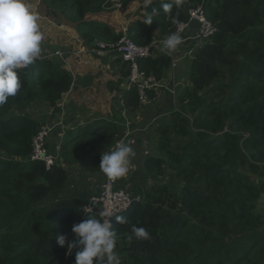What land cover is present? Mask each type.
<instances>
[{
    "label": "trees",
    "instance_id": "trees-1",
    "mask_svg": "<svg viewBox=\"0 0 264 264\" xmlns=\"http://www.w3.org/2000/svg\"><path fill=\"white\" fill-rule=\"evenodd\" d=\"M121 1L125 7L147 3L126 33L88 20L109 7L108 0L42 3L76 24L86 46L124 36L151 46L158 36L177 33L198 7L216 26L194 53L176 110L157 125L159 155L147 157L145 169L158 180L136 192L138 199L123 215L127 223H112L121 264H264V215L258 210L264 196V0H181L179 6L175 0ZM162 3L174 6L166 13ZM152 9L153 23L146 25ZM156 53L138 64L162 82L173 60ZM61 63L38 58L18 70L22 87L0 106V264H75L79 249L61 247L56 235L76 242L74 224L100 219L86 213L89 200L61 197L69 181L62 164L47 168L30 159L33 138L47 124L31 114L32 107L56 108L74 82ZM129 76L123 62L122 78ZM123 106L139 110L136 88L124 94ZM117 127L102 121L91 131L80 128L61 148L64 162L100 173L102 153L115 146ZM133 226L144 227L150 238H136Z\"/></svg>",
    "mask_w": 264,
    "mask_h": 264
},
{
    "label": "crops",
    "instance_id": "crops-1",
    "mask_svg": "<svg viewBox=\"0 0 264 264\" xmlns=\"http://www.w3.org/2000/svg\"><path fill=\"white\" fill-rule=\"evenodd\" d=\"M44 16L41 18L46 19ZM126 17L129 20L125 27H128L138 19V14L134 12L127 14ZM39 24L41 26L42 22L39 21ZM43 25L45 39L41 57L47 56L46 54L52 53L53 50L65 52L66 60L62 61L63 63L57 61L74 79L70 91L63 96L57 107L46 106L43 111L45 113L38 117L39 121L56 127L49 140V149L69 174L68 184L61 197L89 200L100 193L105 181L104 174L84 172L79 163H65L61 148L68 139L76 137L80 128H98L102 121L117 124L116 144L130 132V137L125 142L129 143L136 153L132 158V167L128 175L118 179V187L133 195L138 190L146 191L158 179L146 171L145 160L147 157L159 155L157 125L176 110L177 98L188 86L187 63L193 60L189 52L195 46L203 44L196 39L198 26L193 24L181 36L182 43L171 53L163 48V40L157 37L154 42L158 43L156 54L171 57L176 66L171 67L164 80L160 82L161 87L153 91L148 103L131 113L123 106V97L129 86L128 79L122 78L123 62H119L118 56L110 54L98 58L87 53L78 54L86 45L81 41L75 25H71L74 28L70 30L59 26L56 30L46 23ZM173 91L176 93L175 96ZM115 146L111 150H114ZM96 152L90 149V153ZM84 157V154H80V161Z\"/></svg>",
    "mask_w": 264,
    "mask_h": 264
},
{
    "label": "clouds",
    "instance_id": "clouds-1",
    "mask_svg": "<svg viewBox=\"0 0 264 264\" xmlns=\"http://www.w3.org/2000/svg\"><path fill=\"white\" fill-rule=\"evenodd\" d=\"M150 2V0H149ZM179 6L181 0H175ZM173 3H162L164 12L173 8ZM156 9H152L143 23L151 25ZM40 16L33 11L28 0H0V106L5 105L10 97L20 91L22 85L18 70L34 63L42 54L45 39L39 24ZM182 43L178 33L169 34L162 46L169 53ZM136 153L133 147L121 139L114 150L102 153L100 171L108 178L116 180L128 175L132 167V158ZM112 211L100 212V219L89 216L72 227L78 237L76 242H68L66 234H57L56 239L61 247L67 245L69 251L78 248L75 264H121L116 251L117 233L112 228L110 218ZM120 224L127 223L125 217L116 215ZM138 239H149L150 233L144 227H132Z\"/></svg>",
    "mask_w": 264,
    "mask_h": 264
},
{
    "label": "built area",
    "instance_id": "built-area-1",
    "mask_svg": "<svg viewBox=\"0 0 264 264\" xmlns=\"http://www.w3.org/2000/svg\"><path fill=\"white\" fill-rule=\"evenodd\" d=\"M119 8L123 10L124 6L120 4ZM189 15V20L178 27L177 33L179 35L182 36L193 24L198 26L196 39L202 43L216 33V26L208 21L201 7L191 10ZM126 29L127 28L123 29L124 33H126ZM157 44L158 43H153L151 46L142 47L137 45L127 36H124L117 43L109 44L97 42L94 46H85V48L79 50L78 54L87 53L98 58H103L113 54L122 59L124 63L128 64L130 70L128 88L129 90L136 88L139 91L140 105L144 106L150 99L148 91H156L161 87V85L160 82H158L153 76H147L144 72H142L139 68L138 62L142 59L151 57L152 51L154 53V50H157ZM199 47L200 46H195L189 52V55L193 57L195 51ZM46 55L47 56H40L39 58L56 59L60 61L66 60V53L61 50H53L52 53L50 52ZM175 66L176 62L173 61L172 67ZM172 93L174 96L176 95L174 91ZM55 128L56 127L52 124H43L40 127L38 133L33 138V150L30 156L31 161L45 163L47 168H51L57 163V158L50 152L49 149V140L53 135ZM129 137L130 132L124 136L123 140H126ZM135 201L136 200H134L129 192L118 187V179L112 180L105 176V181L102 185L100 193L89 199V203L85 207V211L86 213L96 214L99 217L101 211H112L115 213L110 218V223L112 224L116 220V215H125L132 208Z\"/></svg>",
    "mask_w": 264,
    "mask_h": 264
},
{
    "label": "rangeland",
    "instance_id": "rangeland-1",
    "mask_svg": "<svg viewBox=\"0 0 264 264\" xmlns=\"http://www.w3.org/2000/svg\"><path fill=\"white\" fill-rule=\"evenodd\" d=\"M28 2L30 4H32L33 10L34 11L36 10V12H38V14L40 15L39 21L42 22V24L40 26L41 31H42V28L45 27L43 25L44 23L51 26L53 29L55 28L56 30H58V26L69 29V30L74 28L71 25L76 26V24L72 23V21L70 19L63 16L61 12L56 13V14L54 12H50V9L45 4L42 3V0H28ZM108 2L111 4L109 7H105L101 12L90 15L88 17V20L97 21L103 25L111 27L115 33L123 32V29L129 20V18L126 17L127 14L135 12L136 14H138V18L142 17L143 13H144V8L147 4L145 1H138V2H134V3L129 4L128 7L124 6V8L122 10L119 8V5L122 2L121 0H108ZM41 16L42 17L44 16L47 18L42 19ZM56 25H57V27H56ZM76 27H75V29H76L77 33L79 34ZM191 63H192L191 61H189L187 63V68L189 67L188 77L190 75V68H191L190 64ZM45 107H46V105H43L41 103H37V105L35 104L32 107L31 114H33L38 119V117L43 113V111H45L44 110ZM86 129L89 131L93 130V128H91V127H88ZM258 179H260V178H258ZM261 180L264 181V177H261ZM131 195L134 198V200L138 199V197L136 198L135 195H133V194H131ZM258 210L260 213H262L264 215V196L262 197V199L260 200V202L258 204Z\"/></svg>",
    "mask_w": 264,
    "mask_h": 264
}]
</instances>
